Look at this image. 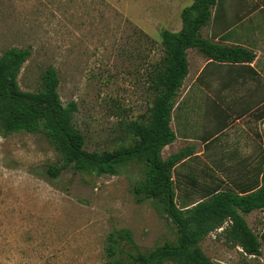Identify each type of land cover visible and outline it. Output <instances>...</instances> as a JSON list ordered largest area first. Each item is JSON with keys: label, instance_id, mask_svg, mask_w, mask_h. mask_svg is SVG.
Returning a JSON list of instances; mask_svg holds the SVG:
<instances>
[{"label": "rangeland", "instance_id": "obj_1", "mask_svg": "<svg viewBox=\"0 0 264 264\" xmlns=\"http://www.w3.org/2000/svg\"><path fill=\"white\" fill-rule=\"evenodd\" d=\"M191 3L0 0V55L9 48L29 50L17 76L22 91H39L44 70L54 68L61 104H75L71 120L83 148L111 151L129 144L127 123L147 116L151 74L162 57L161 31H179L181 11ZM251 148L254 161L248 164L211 156L219 177H210L199 157L179 164L173 171L177 207L199 200L206 189L232 186L246 171L250 182L264 162V146ZM167 154L161 152L162 159ZM57 159L42 134L0 136V264H103L108 233L121 229L142 253L175 243L176 228L160 203L136 201L142 160L123 165L117 175L67 168L47 180L43 173ZM212 241L204 239V247Z\"/></svg>", "mask_w": 264, "mask_h": 264}, {"label": "trees", "instance_id": "obj_2", "mask_svg": "<svg viewBox=\"0 0 264 264\" xmlns=\"http://www.w3.org/2000/svg\"><path fill=\"white\" fill-rule=\"evenodd\" d=\"M191 1V5L181 11L180 30L176 33L161 31L162 57L151 74L153 100L147 116L142 121L127 123L129 144L111 151L88 152L83 148L84 139L71 120L75 104H61L54 68L44 70L39 91H22L17 76L29 57V50L9 48L0 55V136L19 132L42 134L58 155L56 163L47 165L43 173L47 180L57 178L67 168L96 176L117 175L120 167L128 162L143 161V180L134 185L136 201L160 203L163 213L176 228L175 243L165 242L142 253L127 230L112 231L106 237L103 264H212L198 244L225 221L230 222L223 229L227 240L236 242L247 254L260 253L262 243L237 210L245 214L264 209V162L249 185L239 191L230 188L208 190L199 200L179 208L172 172L186 154L180 151L166 159L161 157V150L175 139L169 123L187 74L185 51L196 48L210 59L229 60L239 50L219 46L200 35L216 0ZM245 59L250 60L251 56ZM125 245L130 246L127 252Z\"/></svg>", "mask_w": 264, "mask_h": 264}, {"label": "crops", "instance_id": "obj_3", "mask_svg": "<svg viewBox=\"0 0 264 264\" xmlns=\"http://www.w3.org/2000/svg\"><path fill=\"white\" fill-rule=\"evenodd\" d=\"M200 35L219 46L239 50L229 60L210 59L196 48L185 51L187 74L169 123L175 139L161 152H168V156L180 151L186 154L175 168L199 157L211 170L209 176L219 177L209 164L211 156L222 162L248 164L254 161L249 147L264 146V0H216ZM249 56L250 60L245 59ZM248 176V171L241 173L239 181L227 188L239 191L249 185ZM227 188L206 189L205 193ZM237 211L262 243L260 253L247 254L226 239L223 229L229 221L209 232L199 242L200 250L212 264H264V209L245 214ZM204 239L214 240L213 246L204 247Z\"/></svg>", "mask_w": 264, "mask_h": 264}]
</instances>
